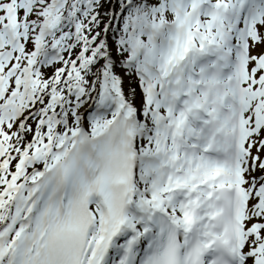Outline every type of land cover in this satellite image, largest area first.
<instances>
[{"label":"snow or ice","instance_id":"6c2138e0","mask_svg":"<svg viewBox=\"0 0 264 264\" xmlns=\"http://www.w3.org/2000/svg\"><path fill=\"white\" fill-rule=\"evenodd\" d=\"M0 264H264V0H0Z\"/></svg>","mask_w":264,"mask_h":264}]
</instances>
